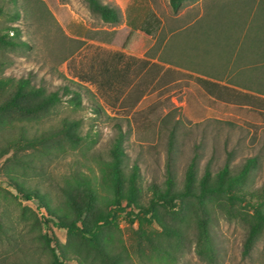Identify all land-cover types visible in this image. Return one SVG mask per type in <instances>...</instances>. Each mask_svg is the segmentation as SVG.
<instances>
[{
  "label": "rangeland",
  "instance_id": "obj_1",
  "mask_svg": "<svg viewBox=\"0 0 264 264\" xmlns=\"http://www.w3.org/2000/svg\"><path fill=\"white\" fill-rule=\"evenodd\" d=\"M102 1L119 8V22H103L89 12L85 0H0V35L14 37L7 27L16 26L26 42L13 48L0 43V77H27L35 87L60 96L30 115L10 111L13 126L0 130V146L7 137L17 138L20 127H25L26 139H39L0 154V264H50L46 234L53 235L51 246L57 245L66 264H89L68 248L77 246L80 237L44 222L37 200L24 199L19 190L38 188L60 207L62 189L71 186L81 208L91 203L86 217L91 224L114 207L116 180L108 162L119 132L126 156L117 200L124 209L116 210L117 225L102 227L100 237L125 249L127 264H264V227L243 254L255 210L264 212V110L215 99L188 77L152 85L126 110L115 99L114 88L99 83L103 62L118 60L117 66L128 63L132 68L144 58L158 62L162 70L226 84L264 102L263 1L185 0L176 12L169 0ZM145 21L150 22L149 34L142 30ZM124 41L134 49H124ZM64 86L80 91L79 107L68 103ZM13 91V85L0 88V101ZM38 101L28 97L19 102L27 106ZM252 157L245 179L229 186L225 177L217 186L224 166L235 175ZM192 159L196 176L190 193L184 194ZM133 164L139 167L137 192L127 206ZM167 169L178 194L173 206L157 203L145 213L150 186H163ZM206 169L208 189L202 192ZM72 216L67 211L65 220ZM199 217L207 220L213 240L211 263L195 251Z\"/></svg>",
  "mask_w": 264,
  "mask_h": 264
},
{
  "label": "trees",
  "instance_id": "obj_2",
  "mask_svg": "<svg viewBox=\"0 0 264 264\" xmlns=\"http://www.w3.org/2000/svg\"><path fill=\"white\" fill-rule=\"evenodd\" d=\"M185 0H169V5L171 9L176 12ZM263 5H264V0ZM87 8L90 13L98 16L103 22L107 23H117L120 21V10L117 6L105 3L102 0H85ZM14 18H18V13H15ZM7 29L13 32L14 37L5 38L4 34L0 35V43L5 47L13 48L17 45H26L25 41L20 39V30L16 26L7 27ZM142 30L149 34L150 32V22L145 21V25ZM122 47L124 49H134L132 42L124 41ZM117 58H120L121 53L115 52ZM118 60L115 63H102L100 67V80L99 83L102 86L111 85L116 91L115 99L120 102L126 110H132L138 102L142 99L147 91H149L152 85L166 84L169 82L166 78H171V82H177L183 77L194 78V80L204 89V91L213 96L215 99L223 100L226 102H232L236 104H246L249 103L252 107H258L260 110H264V102H254L256 100H251L247 98L246 94L240 92H235V88L226 84H219L217 82H203L201 83L198 76H183L169 72L168 69L162 70L158 62H150L148 59H138L137 63L130 68L131 64H124V66H117ZM200 78V79H199ZM168 81V82H166ZM8 85H13L14 91L10 97L0 101V130L9 129L13 125L10 124L11 121L7 116L10 111H19L24 115H30L37 111L44 110L47 106L52 105L60 100L58 92L53 91L46 93L42 87H35L31 84L27 77H20L14 79L12 77H0V88L7 87ZM63 94L69 95L68 103L74 107H79L81 105L82 99L81 94L78 89H70L67 86L63 87ZM28 97H37L38 102L32 103L31 105L21 106L20 99H25ZM23 108H21V107ZM5 115V116H3ZM6 119V120H5ZM25 127L19 128V135L17 138L12 139V137H7L5 139L6 145L0 146V154H3L8 148H17L22 142L30 143L32 140L39 139H26ZM3 130V131H4ZM66 130V129H65ZM6 131V130H5ZM171 137V136H170ZM171 143V141H170ZM7 148V149H6ZM7 152V151H6ZM110 160L108 162L109 167L112 169V174L115 178L116 183V200L113 201L114 207H109L104 213L97 215L91 224H87L86 217L90 212L91 203L88 201L84 208L75 200L72 196L71 186L64 187V201L63 205L60 207H55L50 203V197L47 192H41L38 188L26 187L23 190H19L21 196L24 199H36L38 209L44 211L41 212L40 217L46 223H52L58 228H63L68 234H76L80 237V243L75 246V244L70 248L73 252L79 255L81 260L88 262L89 264H127V255L125 249L117 250V245L112 239L100 237L102 227L111 224L117 225L115 223L116 210L124 209V207L119 206L118 198L120 196L119 187L120 179L123 176L122 163L126 156L123 148V135L119 132L114 143L112 144L110 151ZM255 158H249L245 165L242 167L239 173L235 175H229V170L227 166H224L220 171H218V185H222V181L225 177L228 179V184L231 186L234 183L240 182L245 179L249 168L254 165ZM139 167L136 164L131 166V172L127 177L128 181V195L126 196L125 205L129 206L135 200L137 185L136 180L138 178ZM196 176L195 162L192 159L188 164L185 181H184V194L190 193L191 186L194 182ZM209 180V170L206 169L200 179L201 191L205 192L208 189ZM78 185V184H76ZM77 187V186H76ZM174 179L172 173L167 169L166 178L164 179V185L159 186L152 183L150 190L152 196L150 199L149 207L144 210L146 212H152L153 207L157 203H161L164 207H172L173 199L177 196V192H174ZM18 188V187H17ZM180 195V194H179ZM262 204L264 203V185L262 186ZM63 209V211H62ZM61 211V214L57 212ZM67 211L71 213L72 218L67 221ZM256 217L251 220L248 227V232L243 243V254H247L251 247L253 246L258 233L264 227V212L260 210H255ZM196 233H195V251L196 254L206 262L214 261V247L213 240L208 228V222L205 218L199 217L196 219ZM47 244L50 247L52 253V261L50 264H66L63 257L57 251V245H52L51 243L56 242L53 235H45Z\"/></svg>",
  "mask_w": 264,
  "mask_h": 264
}]
</instances>
